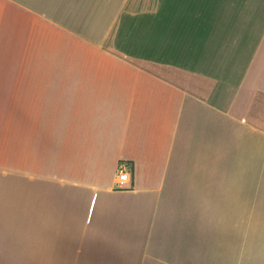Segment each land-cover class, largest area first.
I'll return each mask as SVG.
<instances>
[{
  "label": "crops",
  "instance_id": "obj_1",
  "mask_svg": "<svg viewBox=\"0 0 264 264\" xmlns=\"http://www.w3.org/2000/svg\"><path fill=\"white\" fill-rule=\"evenodd\" d=\"M0 45V264H264V0H0Z\"/></svg>",
  "mask_w": 264,
  "mask_h": 264
},
{
  "label": "rangeland",
  "instance_id": "obj_2",
  "mask_svg": "<svg viewBox=\"0 0 264 264\" xmlns=\"http://www.w3.org/2000/svg\"><path fill=\"white\" fill-rule=\"evenodd\" d=\"M141 1L143 2V4H149V5H151L154 2V0H141ZM120 25H121V23H119V25L117 26L116 31H117V29H118V27ZM5 45H3V46H5L6 51H7V49L9 51L12 50L11 43L10 44L9 43H7V44L5 43ZM0 46L2 47V45H0ZM9 46L11 48H9ZM111 46H115V45L112 44ZM1 47H0V51H2ZM6 54L8 55V53H6ZM9 61L10 60L6 59L5 63L9 62ZM143 66H145V67H147V68H149V69L153 70L154 72H157V73H159L161 75H165V76H168V77H177L175 74L171 73L167 68L161 67L160 65H157V64H154V63H144ZM9 120H10V122L7 125L6 132L10 136L9 144L15 145L16 144V140L14 139V136L16 135V132H17V122H16V118H14V119L10 118Z\"/></svg>",
  "mask_w": 264,
  "mask_h": 264
},
{
  "label": "built area",
  "instance_id": "obj_3",
  "mask_svg": "<svg viewBox=\"0 0 264 264\" xmlns=\"http://www.w3.org/2000/svg\"><path fill=\"white\" fill-rule=\"evenodd\" d=\"M119 178H120V180L129 179V173L126 170V163H121L119 165Z\"/></svg>",
  "mask_w": 264,
  "mask_h": 264
}]
</instances>
